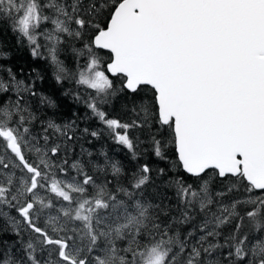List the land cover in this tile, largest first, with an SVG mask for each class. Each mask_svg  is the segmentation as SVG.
Returning a JSON list of instances; mask_svg holds the SVG:
<instances>
[{"label":"snow or ice","instance_id":"6c2138e0","mask_svg":"<svg viewBox=\"0 0 264 264\" xmlns=\"http://www.w3.org/2000/svg\"><path fill=\"white\" fill-rule=\"evenodd\" d=\"M0 24L42 62L0 42V264H264V0H0Z\"/></svg>","mask_w":264,"mask_h":264},{"label":"trees","instance_id":"16d2710c","mask_svg":"<svg viewBox=\"0 0 264 264\" xmlns=\"http://www.w3.org/2000/svg\"><path fill=\"white\" fill-rule=\"evenodd\" d=\"M0 42H3V46L6 49H9L11 52V63L14 67L24 69V74L27 75L29 70L32 67L40 68L42 67V62L37 63L33 61L27 52L26 49L19 47L14 39L12 38L11 34L7 32L6 25L0 24ZM102 55H105L102 53ZM68 64L71 67L72 61L69 59ZM115 80V78H113ZM118 83V82H117ZM41 87L46 91V93L52 95L53 99L57 100L59 105V112H60V119L69 120L72 119L73 113H78L81 118H85L86 114L83 109L82 105L76 104L72 101L71 97H65L61 93L63 88L57 85L55 81L51 78V73L49 72L47 75L46 81L41 85ZM68 85L65 84L64 88H67ZM111 111V109H110ZM113 114H119V103L116 107V112ZM85 126V123L81 122V127ZM92 145H94L93 150H97L101 146V142L99 141H92ZM87 143L84 144L86 148L92 147ZM106 149L109 150V154L115 156L116 158L125 162L129 169L133 167L132 164L128 163L129 156L126 151L122 149H118L115 145H111V142H107L105 145ZM79 146H77L76 151L79 152ZM144 160L149 162L153 167L157 166H164L162 162L155 160L153 157L146 156ZM155 175V173H153Z\"/></svg>","mask_w":264,"mask_h":264}]
</instances>
